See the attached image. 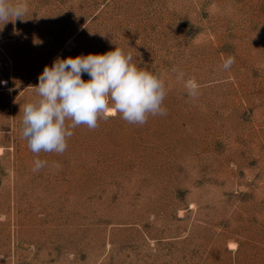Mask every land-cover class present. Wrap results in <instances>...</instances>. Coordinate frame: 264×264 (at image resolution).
<instances>
[{"label": "rangeland", "instance_id": "rangeland-1", "mask_svg": "<svg viewBox=\"0 0 264 264\" xmlns=\"http://www.w3.org/2000/svg\"><path fill=\"white\" fill-rule=\"evenodd\" d=\"M25 2L0 30V264H264V0ZM117 46L163 77L167 115L34 155L21 109L44 67Z\"/></svg>", "mask_w": 264, "mask_h": 264}, {"label": "clouds", "instance_id": "clouds-1", "mask_svg": "<svg viewBox=\"0 0 264 264\" xmlns=\"http://www.w3.org/2000/svg\"><path fill=\"white\" fill-rule=\"evenodd\" d=\"M27 14L25 0H0V30L8 22L25 21ZM133 61L131 52L117 46L104 54L57 58L50 67L46 65L32 87L36 99L21 109V138L28 149L36 156L42 152L62 155L77 127L95 130L99 120L107 122L117 115L129 124L143 126L150 116H166L163 77ZM234 64L235 57L229 54L223 58L222 68L227 71ZM172 72L183 82L187 95L198 98L199 84L185 80V73L176 67ZM85 73L90 77L87 82L81 78ZM46 166L47 161L35 159L32 171Z\"/></svg>", "mask_w": 264, "mask_h": 264}]
</instances>
